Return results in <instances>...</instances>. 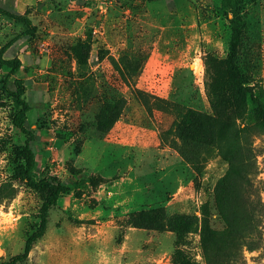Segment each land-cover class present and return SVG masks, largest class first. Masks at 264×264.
I'll return each mask as SVG.
<instances>
[{
  "label": "rangeland",
  "instance_id": "1",
  "mask_svg": "<svg viewBox=\"0 0 264 264\" xmlns=\"http://www.w3.org/2000/svg\"><path fill=\"white\" fill-rule=\"evenodd\" d=\"M235 1L244 49L258 58L255 76L264 86V0H0L35 27L22 36L24 27L0 13V49L15 39L2 58L22 63L7 78L0 64V258L22 251L43 197L12 177L24 137L12 125L7 89L20 79L36 175L81 182L49 210L45 232L21 264H173L177 251L205 264L200 229H224L218 191L232 166L214 147L170 132V103L210 112ZM119 101V117L99 126L102 105ZM253 145L259 246L241 248L234 264H264V135ZM165 147L176 152L175 163L162 170L153 160ZM175 214L196 218L178 241L158 229Z\"/></svg>",
  "mask_w": 264,
  "mask_h": 264
},
{
  "label": "trees",
  "instance_id": "2",
  "mask_svg": "<svg viewBox=\"0 0 264 264\" xmlns=\"http://www.w3.org/2000/svg\"><path fill=\"white\" fill-rule=\"evenodd\" d=\"M234 4L231 10L229 50L225 57L226 69L223 75L218 74L210 84V112L170 103L175 116L172 121L174 129L170 132L183 142L191 141L214 147L220 160L232 166L230 175L218 191V197L226 210L224 229L214 230L206 223L200 229V245L205 264H234L240 249L255 250L260 238L261 210L256 209L261 208H258L261 202L253 184L259 152L253 145V138L264 135V86L255 76L258 58L244 49V20L238 8L239 3L235 1ZM0 13L24 27L22 36L34 34L35 27L25 15L1 7ZM14 41L9 40L0 49V64L8 69L6 78L16 74L22 66L16 56L2 58V54L11 48ZM2 84L7 89L6 79ZM12 85L13 89H7L14 105L11 122L24 137L23 144L15 149L12 177L28 188L39 191L43 197L38 224L25 239L22 251L5 259L0 258V264H21L27 258L32 244L45 232L49 210L57 204L59 198L80 187L81 183L61 182L52 175H36L35 153L30 144L34 134L27 125L30 105L23 98L25 86L20 79H15ZM121 107L120 101L117 104L104 103L98 117L99 126L110 127L119 117ZM195 222L194 216L175 214L166 216L164 226L158 229L176 234L178 241ZM174 254L173 264H194L180 251Z\"/></svg>",
  "mask_w": 264,
  "mask_h": 264
},
{
  "label": "crops",
  "instance_id": "3",
  "mask_svg": "<svg viewBox=\"0 0 264 264\" xmlns=\"http://www.w3.org/2000/svg\"><path fill=\"white\" fill-rule=\"evenodd\" d=\"M156 151V150H155ZM159 151L161 152V156H162V158H160V157H158L157 156V154H155L154 156V160H153V163L154 164H159L160 162H162L163 163V165L161 166V169L162 170H165L166 169V166L168 167H170L171 165H173L174 163H175V160L173 159V157H174V154L176 153V152H170V149L168 148V147H165V148H161V149H159ZM159 152V153H160ZM154 154V153H153ZM178 155L176 154V157H177ZM150 161V160H149ZM152 162L151 163H149V165H152L153 164Z\"/></svg>",
  "mask_w": 264,
  "mask_h": 264
}]
</instances>
